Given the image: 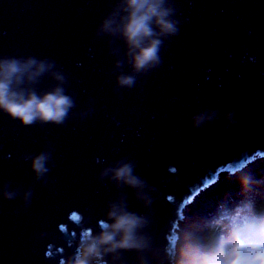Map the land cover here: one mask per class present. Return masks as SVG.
<instances>
[{"label": "water", "instance_id": "95a60500", "mask_svg": "<svg viewBox=\"0 0 264 264\" xmlns=\"http://www.w3.org/2000/svg\"><path fill=\"white\" fill-rule=\"evenodd\" d=\"M112 3L0 0V55L53 59L67 75L77 113L63 126H24L0 112V183L32 189L26 207L19 197L0 198V264H60L74 250L67 243L77 227L73 216L96 224L117 195L113 183L98 179L117 159H132L155 186L152 208L162 221L233 162L264 157V0H176L182 22L165 41L161 66L119 90L116 57L107 38L95 35ZM115 44L123 52L122 42ZM51 83L44 77L38 87ZM202 109L217 116L195 129L191 116ZM228 111L235 123L224 129ZM46 146L51 166L41 182L23 156ZM119 191L142 211L131 189Z\"/></svg>", "mask_w": 264, "mask_h": 264}, {"label": "clouds", "instance_id": "9594fccd", "mask_svg": "<svg viewBox=\"0 0 264 264\" xmlns=\"http://www.w3.org/2000/svg\"><path fill=\"white\" fill-rule=\"evenodd\" d=\"M177 10L176 0H113L95 35L107 38L109 52L116 57L117 90L132 89L138 77L161 66L165 41L178 34L182 22ZM115 41L122 42L123 52ZM125 65L130 71L123 70ZM44 77L52 83L41 89ZM67 84L66 73L53 59L0 55V112L24 126H63L76 107ZM90 112L89 108L78 115ZM216 116V109L195 112L192 127L200 129ZM223 120L224 129L235 123L231 111L223 113ZM23 159L30 162L35 180L44 182L51 166L49 148ZM135 169L127 157L101 168L98 179L113 183L117 195L96 224L84 217L74 219L77 227L67 240L74 250L60 264H264V165L233 162L212 193L195 203L191 198L175 203L162 221L152 208L157 189ZM124 188L132 190L142 211L129 206L127 193L119 191ZM17 197L26 207L32 189L0 183V198Z\"/></svg>", "mask_w": 264, "mask_h": 264}, {"label": "rangeland", "instance_id": "374dc122", "mask_svg": "<svg viewBox=\"0 0 264 264\" xmlns=\"http://www.w3.org/2000/svg\"><path fill=\"white\" fill-rule=\"evenodd\" d=\"M259 165H264V157H259L253 164H250V166L252 167H256ZM227 170H223L220 174L221 176L211 185L206 186L205 188H203L199 194L193 199L192 203H195L201 199H203L205 196H207L208 194L212 193L214 191V189L218 186L219 184V180L223 178V176L226 174Z\"/></svg>", "mask_w": 264, "mask_h": 264}, {"label": "snow or ice", "instance_id": "6c2138e0", "mask_svg": "<svg viewBox=\"0 0 264 264\" xmlns=\"http://www.w3.org/2000/svg\"><path fill=\"white\" fill-rule=\"evenodd\" d=\"M173 171H175V169H173ZM221 171H223V170H221ZM213 183H214V182H213ZM168 199H169V200H172V197L169 196ZM78 218H79L78 216H75V215L73 216V219H78ZM61 227H62V226H61Z\"/></svg>", "mask_w": 264, "mask_h": 264}, {"label": "bare ground", "instance_id": "6f19581e", "mask_svg": "<svg viewBox=\"0 0 264 264\" xmlns=\"http://www.w3.org/2000/svg\"><path fill=\"white\" fill-rule=\"evenodd\" d=\"M257 159H258V158H257ZM257 159H256V160H257ZM256 160H254V161H252L251 163H249V165H250V164H253Z\"/></svg>", "mask_w": 264, "mask_h": 264}]
</instances>
